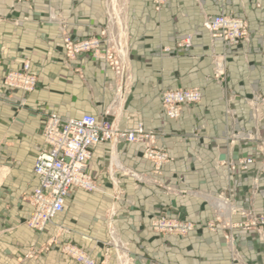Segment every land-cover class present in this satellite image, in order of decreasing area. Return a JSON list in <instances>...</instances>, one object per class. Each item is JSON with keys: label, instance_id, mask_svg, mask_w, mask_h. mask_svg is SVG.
Returning <instances> with one entry per match:
<instances>
[{"label": "crops", "instance_id": "1", "mask_svg": "<svg viewBox=\"0 0 264 264\" xmlns=\"http://www.w3.org/2000/svg\"><path fill=\"white\" fill-rule=\"evenodd\" d=\"M121 5L122 34L116 24L117 35L111 33L114 41L121 40L128 63L126 95L118 100L113 71L89 55L69 60L59 30L64 22L74 40L99 36L108 25L105 0H49V7L40 0L32 7L0 0V79L28 61L38 80L31 94L21 98L16 93L7 103L0 102V159L4 161L0 163V264H76L60 252L66 243L87 253L96 264H117L108 245L107 223L113 227L114 239L128 246L134 264L146 258L152 264H264V246L257 238L249 241L246 233L234 231L237 259H233L221 232L201 228L178 238L156 235L150 228L159 211L169 217L183 216L200 228L214 219L210 200L221 193L230 195L233 187L248 188L241 189L234 202L236 207L245 205L259 163L247 178L231 177L226 168L216 169L215 164L250 154L249 143L231 144L230 135L246 136L256 126L264 135V0H171L159 10L151 0H123ZM50 15L57 22H50ZM219 15L244 19L248 43L226 49L221 41H212L201 27L202 20ZM187 35L193 36L191 49L177 51V43ZM166 48L168 53L163 52ZM214 56L225 60L222 82L213 75ZM173 89H198L202 95L201 103L183 109L177 121L164 117L160 102L162 92ZM6 95L0 85V97ZM257 96L262 99L258 123L250 103ZM18 102L24 104L19 110ZM109 109L111 114L103 116ZM33 111L40 114L34 116ZM46 113L60 119L91 115L121 130L140 124L159 133L157 145L173 161L155 175L152 164L141 159L140 145H124L113 152L120 165L142 181L115 172L112 176L120 187L113 189L107 170L110 149L97 146L88 162L97 190H74L63 213L44 232L36 233L25 221L32 212L28 197L38 187L33 166ZM258 187L253 209L262 214L263 177ZM116 194H120L117 202ZM239 220V216L232 218ZM62 228L69 233H62Z\"/></svg>", "mask_w": 264, "mask_h": 264}, {"label": "built area", "instance_id": "2", "mask_svg": "<svg viewBox=\"0 0 264 264\" xmlns=\"http://www.w3.org/2000/svg\"><path fill=\"white\" fill-rule=\"evenodd\" d=\"M169 1L152 0L156 10H159L162 5ZM201 27L208 33L212 41H221L226 49L248 43V27L243 19L224 15L204 16ZM178 45L179 49L189 51L192 47V38L189 36ZM63 47L66 49V57L69 60H75L81 55H89L95 61L104 62L113 71L117 79L119 97L126 94L127 88L124 87V84L127 81V57L117 48L110 47L108 40L89 38L73 41L66 39L63 41ZM163 52L168 53L169 49L166 48ZM213 68L214 78L222 82L225 77L224 58L214 56ZM75 72L78 73L79 70H75ZM8 81L9 87L20 89L23 92H31L36 86V78L30 74H9ZM121 90L125 94L121 93ZM201 99L202 95L198 89L166 90L161 94L162 113L166 119L177 121L183 109L197 107L201 103ZM260 102L262 103V99L259 96L250 102L252 116L256 123L262 118L261 115L258 118ZM110 114L111 109L105 111L103 116ZM227 114H231L229 109H227ZM262 132L256 126L255 131H250L246 136L230 135L231 144L236 140L249 143L252 147L250 154L240 156L236 161L232 159L218 160L215 164L216 169L226 168L231 177L241 175L247 178V175H253L252 167L259 163L256 175H253L252 178L251 193L245 198L244 206L236 207L234 204L242 194L241 189H248L243 186L233 187L230 197L220 196L211 202L214 219L208 222L206 227L212 233L221 232L226 247L233 252L235 246L232 231L235 229L240 230L242 234H248L247 239L249 241L257 238L264 246V213L258 214L253 209L254 198L259 190V178H264V135ZM158 138V133L147 131L140 124L134 129L121 130L116 125L98 120L91 115L60 119L54 113L47 114L42 128V143L37 148L33 166L38 187L28 197L32 212L25 221L26 226L36 233L44 232L53 223L56 216L63 213L65 203L74 190L78 189L88 193L97 190V181L89 174L88 162L93 149L99 145H108L110 149L107 170L113 189L120 187L119 181L112 176L115 172L125 173L136 182L142 181L138 175L123 168L118 162L113 151L124 145H140L142 147L141 159L152 164L153 174L160 175L162 167L170 163L172 158L169 157L165 149L158 147ZM119 195H114L115 201ZM112 214H116L114 207ZM236 214L242 217L240 223L232 221L233 215ZM151 223L154 232L157 234L185 237L195 231V225L185 217H169L162 211L155 213ZM106 229L110 235L109 240H116L114 239L113 227L109 223H107ZM60 231L64 234L69 233V230L63 228ZM60 252L71 258L76 264H96L88 254L70 243L62 245Z\"/></svg>", "mask_w": 264, "mask_h": 264}, {"label": "rangeland", "instance_id": "3", "mask_svg": "<svg viewBox=\"0 0 264 264\" xmlns=\"http://www.w3.org/2000/svg\"><path fill=\"white\" fill-rule=\"evenodd\" d=\"M6 1H9V2H13V3H26V4H28L30 7H32V5H33V2L35 1V0H6ZM44 5H46V6H48L49 7V0H40ZM122 1L123 0H105V8H106V11H107V18H108V25L106 26V27H104V29L101 31V33L99 34V36H96V35H92V36H87L86 38H84V39H89V38H99L100 40H102V41H106V40H108V42H109V46L110 47H115L116 48V46H115V44L113 43L114 41H113V39H112V36H111V33L112 32H114L116 35H117V33H118V27L116 26V25H112L113 24V22H111L112 20H114V19H112L111 20V17H110V13H112L111 15L116 19V21H117V25L119 26V28H120V30H121V34H122V30H123V22L122 21H120V19L122 18V16H121V14H122V5L120 6V4H122ZM171 1V0H170ZM169 1V2H170ZM151 2H152V0H151ZM169 2H167V3H169ZM153 3V2H152ZM167 3H165L164 5H166ZM154 5V4H153ZM164 5H162V6H164ZM161 6V7H162ZM155 7V6H154ZM160 7V8H161ZM159 8V9H160ZM156 9V8H155ZM110 11V12H109ZM49 20H50V22H52V21H55V22H57L55 19V16H53V15H50L49 17ZM240 19V18H239ZM52 20V21H51ZM244 20V19H243ZM203 21V20H202ZM58 23H59V21H58ZM115 23V22H114ZM59 30H60V33L62 34V41H65L66 39H71V40H73V41H81V40H74L71 36H69L67 33H66V31H65V23L64 22H60L59 23ZM191 37V38H193V36L192 35H187L184 39H182V40H180L178 43H177V45H176V50L177 51H182V52H186L185 50H182V49H179L178 47H179V43L180 42H183L187 37ZM84 39H82V40H84ZM114 48V49H115ZM63 50H64V54H65V56H67V52H66V49H65V47H63ZM212 63H213V61H212ZM28 67V68H27ZM128 68V63L126 64V69ZM213 71H214V68H213ZM11 75V74H15V75H20V74H22V75H24V74H30V75H33L35 78H36V86H35V88H34V90L33 91H31V92H23L22 90H20V89H14V88H11V87H9L8 86V83H9V81H8V75ZM37 82H38V80H37V76L36 75H34V74H32V72H31V70H30V64H29V62L28 61H25L23 64H22V66H21V68L19 69V70H16V71H10V72H8L7 74H5V76L4 77H2L1 79H0V85H1V87H3L4 89H5V92L7 93V95L5 96V97H0V102H4V103H7L10 99H12L13 97H12V95H14V94H16V93H19V95H20V97L21 98H24L26 95H28V94H31L32 92H34L35 91V89H36V87H37ZM126 84H124V87H126L125 86ZM124 90V89H123ZM121 93H123V94H125V92L123 91L122 92V90H121ZM119 95H120V93L119 94H117V99L118 100H120V99H122L123 97H119ZM120 98V99H119ZM123 100V99H122ZM160 102H161V98H160ZM16 105V107L18 108V110L19 109H21L22 107H24V104H23V102H18V103H16L15 104ZM33 113V115L34 116H36V115H38V114H40V112L39 111H33L32 112ZM49 114V113H48ZM46 115H47V113L45 114V116L44 117H46ZM179 120V119H178ZM159 134V133H158ZM41 138H42V130H41ZM159 147V146H158ZM166 150V149H165ZM0 151H1V149H0ZM167 151V150H166ZM169 155V154H168ZM170 157V156H169ZM173 161V160H172ZM171 161V162H172ZM2 162H4L3 160H1L0 159V163H2ZM149 162V161H148ZM166 165V164H165ZM2 167L3 166H1L0 165V178H1V174H2ZM163 168V167H162ZM161 173H162V170H161ZM162 189L164 190V191H167V189L169 190V191H171V189H169V188H163L162 187ZM173 190V189H172ZM175 191V190H174ZM176 192V191H175ZM183 193H185V192H183ZM182 193V194H183ZM185 194H193V193H189V192H187V193H185ZM231 195V194H230ZM230 195H225L224 193H221L220 195H218L217 197H213L210 201L212 202V200H214V199H217L218 197H220V196H225V197H230ZM211 207H212V205H211ZM212 210H213V208H212ZM214 214V213H213ZM234 216H239L240 217V220L238 221V222H234V223H240L241 222V219H242V217L239 215V214H236V215H233V217ZM232 217V218H233ZM190 222V221H189ZM192 223V222H191ZM192 224H194V223H192ZM207 224V223H206ZM206 224L205 225H200L199 227L200 228H198L197 227V225L196 224H194L195 225V231L196 230H200L201 228H205L206 230H208L209 232H211L207 227H206ZM150 228H151V231L153 232V233H155L154 232V230H153V228H152V223L150 222ZM194 231V232H195ZM234 231H238L237 229H235ZM234 231H232V233H234ZM194 232H192V233H194ZM239 232H240V230H239ZM192 233H190V234H192ZM212 233V232H211ZM156 235H163V234H157V233H155ZM189 234V235H190ZM163 236H170V235H163ZM176 237H178V238H185V237H187V236H185V237H180V236H176ZM225 242V241H224ZM108 245H109V247H110V249L114 252V255H115V259H116V262H117V264H134L135 262H132L131 261V258L129 257V249H128V246L127 245H125L122 241H120V240H109V242H108ZM53 246V245H52ZM61 248V247H60ZM228 249V248H227ZM229 250V249H228ZM229 251H231V250H229ZM231 253V257L233 258V259H237V254H236V252L234 251H231L230 252ZM87 254V253H86ZM67 257V256H66ZM69 258V257H68ZM69 259H71V258H69ZM72 260V259H71ZM73 261V260H72ZM141 262V264H152V261H150V259H148V258H146V259H143V260H141L140 261Z\"/></svg>", "mask_w": 264, "mask_h": 264}, {"label": "bare ground", "instance_id": "4", "mask_svg": "<svg viewBox=\"0 0 264 264\" xmlns=\"http://www.w3.org/2000/svg\"><path fill=\"white\" fill-rule=\"evenodd\" d=\"M109 12H110V11H109ZM111 14H112V13H110L111 20L114 19V20L111 21V22H113L112 25H114V24L117 25V21H116V19H115ZM114 22H115V23H114ZM112 39H113V38H112ZM113 41H114V40H113ZM113 43L115 44L117 50H119V51L122 53V51H121V48H122V46H121V40H120L119 38H117V40L114 41ZM122 54H123V53H122Z\"/></svg>", "mask_w": 264, "mask_h": 264}]
</instances>
